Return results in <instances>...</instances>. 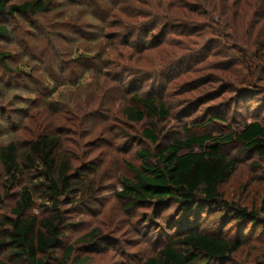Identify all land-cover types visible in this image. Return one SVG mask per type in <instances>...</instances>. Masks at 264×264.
<instances>
[{"label": "trees", "instance_id": "16d2710c", "mask_svg": "<svg viewBox=\"0 0 264 264\" xmlns=\"http://www.w3.org/2000/svg\"><path fill=\"white\" fill-rule=\"evenodd\" d=\"M70 1L67 5L86 6L83 0ZM86 1L91 22L81 23L79 18L71 17L67 23L59 25L62 28L66 26L63 32L67 39L53 44L54 47L44 44V50L52 48L60 53L58 65L66 68L62 73L64 77L58 75L48 79L57 82V86L67 85L76 91L83 86L93 88L91 103L96 95L101 103L106 102L104 111L112 113L120 107L118 112L121 110L126 121L139 123L169 117L171 103L167 98L173 96L172 91L177 85L180 89L186 88L182 80L190 75L200 77L218 70L219 78L210 74L208 80L235 79L234 74L242 82H251L249 74L253 78L261 68L259 63L249 58H264V0ZM55 7L57 9L58 6ZM52 8V0H24L20 3L0 0V18L21 16L34 21L35 17L51 12ZM30 24L34 27L33 23ZM11 34L10 27L0 23V37L7 38ZM83 42L98 43L94 48L78 44ZM171 46L186 51L178 57L175 65H171L174 60L157 66L153 65L154 62L151 65L155 66L153 69L136 64L155 57L157 53L176 56ZM230 51L250 55L239 61V64L245 62L243 66L249 73L247 81L241 71L233 68L236 60ZM36 56L38 54L33 57L42 61ZM217 56H222L224 60L213 61ZM0 63L10 69L7 53L1 49ZM80 63L85 64L82 67ZM120 66L123 68L116 70ZM143 69L147 72L143 71L144 74L154 77L152 80H160L154 83L151 91L143 89L147 85L141 83L142 87L135 91L127 89V97L107 95L114 84H131L130 77ZM165 70H168L167 75L163 73ZM88 76L89 81L86 79ZM158 83L161 85L159 90L155 86ZM103 115L98 114L97 117L112 119L111 115ZM124 131L122 126L121 133L124 134ZM143 133L152 142L158 141L155 128L145 127ZM234 141L264 157V123L251 121L227 135L191 134L177 139L157 153V163L152 161L153 154L149 150L142 149L139 151V167L126 163L135 173L134 178H123L121 189L115 194L129 200L130 205L177 201L182 209L187 208L190 214L194 212L195 221L201 217L203 207L223 202L232 209L236 222L251 224L264 233V200L257 211L230 208L221 194V186L236 165L235 159L225 154L222 146ZM23 145L19 140H12L0 146V169L5 175V180L0 175L2 190L9 194L8 186L19 188L11 196V216L0 219V249L8 250L9 258L15 262L0 258V264H51L50 260H55L56 264H69L74 245L66 248L58 260L52 256L57 248H61L64 239V210L60 204L63 197L76 199L82 194L83 181L72 173L73 166L61 133L49 131L46 127ZM2 202L4 199L0 196V206ZM35 209L43 210L42 214L34 213ZM179 224H182L181 221ZM180 230L177 237L142 264H212L231 258L241 246V241L210 235L195 227L187 226ZM99 235L97 230H92L79 240L91 246ZM75 261L89 264L93 258L85 256Z\"/></svg>", "mask_w": 264, "mask_h": 264}, {"label": "rangeland", "instance_id": "374dc122", "mask_svg": "<svg viewBox=\"0 0 264 264\" xmlns=\"http://www.w3.org/2000/svg\"><path fill=\"white\" fill-rule=\"evenodd\" d=\"M22 1L14 0L17 3ZM52 1L53 11L35 17L34 21L21 16L0 18V23L8 25L12 33L10 37H0V49L7 53L10 67L7 69L0 63V146L12 140H19L25 145L30 138L48 127L49 131L63 136L73 166L72 173L83 181L84 190L79 195L80 199L79 196L76 199H61L64 239L61 248H57L52 256L58 260L66 248L74 245L69 264H79L75 260L85 256L93 258L89 264H142L177 237V231L190 226L210 235L241 241L239 250L231 258L212 264H264V233L251 224L236 222L232 209L223 202L203 207L201 217L195 221L194 212L190 214L187 208L182 209L177 201L130 205L129 200L115 194L121 189L120 181L123 178H134L135 173L126 163L139 167V151L142 149L149 150L153 154L152 161L157 163V153L177 139H184L191 134L227 135L251 121L264 123V58L260 60L252 55L249 58L261 66L252 78L243 66L245 62L239 64L243 57L250 55L247 52L239 54L230 51L236 60L233 68L242 72L245 81L252 79L251 82H242L234 74L232 76L236 80H208L210 74L219 78L218 70L204 72L200 77L190 75L182 80L186 88L180 89L177 85L172 91L173 96H168L171 103L169 117L139 123L126 121L121 110L118 112L120 107H116L112 113L104 111L106 102L101 103L96 95L91 103L93 88L83 86L76 91L67 85L57 86V82L48 79L50 76L64 77L62 73L66 68L58 65L60 53L52 48L44 50V44L54 47L53 44L67 39L63 32L66 26L62 28L59 25L67 23L71 17L79 18L81 23L92 20L87 13L86 0H83L85 7L67 5L71 3L70 0ZM171 35L169 33V37ZM238 42L245 44L243 41ZM91 43L78 44L94 48L98 42ZM172 48L176 56L162 52L146 61H133L142 65L139 67L150 69L168 60H174L171 65H175L179 61L178 57L186 51L178 46ZM36 54L37 59L42 58V61L33 57ZM215 59L218 62L224 60L222 56H217L213 61ZM80 64L83 67L85 63ZM122 68L120 66L116 70ZM143 71L132 75L129 85L114 84L107 95L127 97V89L135 91L142 87L141 83L147 85L143 89L151 91L154 83L160 80H152L154 77ZM167 71L163 73L167 75ZM86 79L89 81V76ZM205 80L209 82L203 84ZM199 81L202 83L198 84ZM155 86L157 90L161 87L159 83ZM98 114L111 115L112 119L98 118ZM122 126L125 127L124 134L121 133ZM145 127L156 129L159 137L156 143L144 135ZM196 150L199 148L196 147ZM222 150L236 161L235 170L221 186L224 200L230 208L260 210L264 200V157L235 141L224 144ZM0 175L5 180L1 169ZM12 187L8 186L9 194H6L0 185V196L4 199L0 206V219L11 216V196L19 189L18 186ZM49 203L51 206L52 203ZM45 204L48 206L47 202ZM42 212L40 209L34 210V213ZM180 221L182 224H179ZM92 230H97L100 235L91 246H87L85 241L80 242L81 237ZM0 258L15 262L9 258L8 250L0 249ZM50 261L56 264L55 260Z\"/></svg>", "mask_w": 264, "mask_h": 264}]
</instances>
